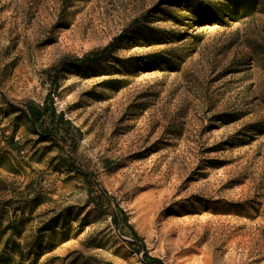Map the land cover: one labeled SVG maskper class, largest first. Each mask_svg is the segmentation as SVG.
Returning <instances> with one entry per match:
<instances>
[{"label":"rangeland","instance_id":"1","mask_svg":"<svg viewBox=\"0 0 264 264\" xmlns=\"http://www.w3.org/2000/svg\"><path fill=\"white\" fill-rule=\"evenodd\" d=\"M236 2L0 0V264H264V0ZM47 94L59 153L8 109Z\"/></svg>","mask_w":264,"mask_h":264},{"label":"trees","instance_id":"2","mask_svg":"<svg viewBox=\"0 0 264 264\" xmlns=\"http://www.w3.org/2000/svg\"><path fill=\"white\" fill-rule=\"evenodd\" d=\"M227 6L237 12L239 9V3L236 0H225ZM252 7V4L248 6L246 11ZM124 34L120 36L123 39ZM115 46V40L111 41L107 46L99 51L90 52L83 58L75 59L68 65L72 68L80 67L83 64H96L102 60V58L109 54ZM54 79V78H53ZM55 82H52V85ZM11 112L17 113V120L23 118L28 123V128L31 133L35 135L36 139L32 140L34 149L41 143H48L47 146H43V150L57 149L58 153L64 149L65 146H75L74 134L78 133V130L74 128L71 122L65 117V114L60 111L54 105V101L51 94H47L43 99L42 103L25 102L22 107L9 106ZM18 131V124H14V129L11 130L10 136H2L7 148L10 150L21 153L24 148V143L21 140H15V135ZM111 220L115 226L122 231L123 234H129L133 240L139 239L136 232H134L132 225L129 224L128 218L125 213L117 208L115 213L112 215ZM135 252L140 253L141 249L130 243ZM143 248V244L141 243ZM143 263L144 264H166L157 257L150 256L146 251H143Z\"/></svg>","mask_w":264,"mask_h":264}]
</instances>
